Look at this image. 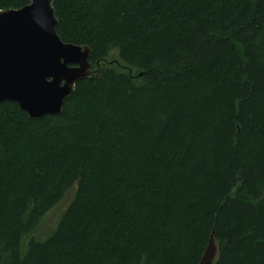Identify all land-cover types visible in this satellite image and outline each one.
Segmentation results:
<instances>
[{"label": "trees", "instance_id": "obj_1", "mask_svg": "<svg viewBox=\"0 0 264 264\" xmlns=\"http://www.w3.org/2000/svg\"><path fill=\"white\" fill-rule=\"evenodd\" d=\"M53 7L64 42L117 62L57 115L0 103V264H199L209 235L213 264H264V0Z\"/></svg>", "mask_w": 264, "mask_h": 264}, {"label": "water", "instance_id": "obj_2", "mask_svg": "<svg viewBox=\"0 0 264 264\" xmlns=\"http://www.w3.org/2000/svg\"><path fill=\"white\" fill-rule=\"evenodd\" d=\"M54 11L53 0L0 10V103H17L30 118L57 115L78 81L99 77L117 62L91 63L88 46L64 42ZM209 236L199 264H213L217 257Z\"/></svg>", "mask_w": 264, "mask_h": 264}, {"label": "rangeland", "instance_id": "obj_3", "mask_svg": "<svg viewBox=\"0 0 264 264\" xmlns=\"http://www.w3.org/2000/svg\"><path fill=\"white\" fill-rule=\"evenodd\" d=\"M73 189H75V187L69 189V191L64 195L63 199L58 202L57 205H55L52 209H50L46 215L43 216L39 229H37L38 231L34 235L37 239H44L53 231V229L57 225L61 213L67 207L68 202H70L74 194Z\"/></svg>", "mask_w": 264, "mask_h": 264}]
</instances>
